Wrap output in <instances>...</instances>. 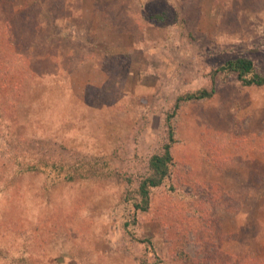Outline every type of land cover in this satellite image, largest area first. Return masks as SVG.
Returning <instances> with one entry per match:
<instances>
[{
  "label": "rangeland",
  "instance_id": "374dc122",
  "mask_svg": "<svg viewBox=\"0 0 264 264\" xmlns=\"http://www.w3.org/2000/svg\"><path fill=\"white\" fill-rule=\"evenodd\" d=\"M239 58L264 74V0H0V264H264V87L216 74L127 200Z\"/></svg>",
  "mask_w": 264,
  "mask_h": 264
},
{
  "label": "trees",
  "instance_id": "16d2710c",
  "mask_svg": "<svg viewBox=\"0 0 264 264\" xmlns=\"http://www.w3.org/2000/svg\"><path fill=\"white\" fill-rule=\"evenodd\" d=\"M153 20L162 22L164 15L158 14L153 16ZM223 73L226 75L234 74L244 87H264V74L257 71L255 63L249 58H239L234 61L227 62L224 66L216 70L213 74L212 87L210 89H202L196 93L187 94L177 99L173 109L167 115L166 125L168 129L167 140L161 147L159 152L152 155L149 162V174L144 177L136 190L131 192L127 198L132 203L136 213H146L150 210L152 204L153 191L173 178L174 171L177 166V162L172 153V148L178 143L176 139V131L172 124V120L176 117L181 104L190 101H202L211 99L216 93V78L215 75ZM49 161H44L40 165V171H45L50 167ZM37 163L34 165H28L23 169L30 171H38L39 166ZM56 166V164H53ZM86 171V170H85ZM91 173V174H90ZM92 172H85V174L79 175V177L87 178L91 177ZM94 175V174H93ZM77 176L75 173L68 174L67 181H75Z\"/></svg>",
  "mask_w": 264,
  "mask_h": 264
}]
</instances>
